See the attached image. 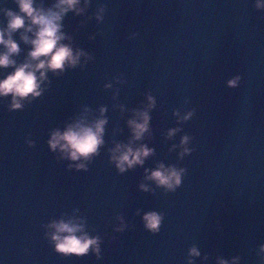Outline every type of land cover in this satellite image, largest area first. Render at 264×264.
<instances>
[{
	"label": "water",
	"instance_id": "1",
	"mask_svg": "<svg viewBox=\"0 0 264 264\" xmlns=\"http://www.w3.org/2000/svg\"><path fill=\"white\" fill-rule=\"evenodd\" d=\"M79 6L81 14L62 19V42L86 55L75 67L47 72L43 93L21 109L10 111V97L0 98V264H187L193 246L200 252L193 264H217V257L264 264V8L256 0ZM0 9L16 11L15 0H0ZM21 31L13 34L17 64L31 47ZM11 71L0 69V78ZM101 107L103 145L86 170L69 167L80 161L50 150V133L100 118ZM143 110L148 131L133 146L153 153L119 173L109 150L131 140L127 121ZM190 111L188 120L174 115ZM183 136L192 151L181 156ZM161 163L185 169L175 191L144 179L145 169ZM151 211L163 215L156 234L142 220ZM60 220L83 222L85 233L99 237V258L91 248L80 257L57 253L48 225Z\"/></svg>",
	"mask_w": 264,
	"mask_h": 264
},
{
	"label": "clouds",
	"instance_id": "2",
	"mask_svg": "<svg viewBox=\"0 0 264 264\" xmlns=\"http://www.w3.org/2000/svg\"><path fill=\"white\" fill-rule=\"evenodd\" d=\"M87 6L88 0H84ZM17 10L0 9L5 17V24L0 28V69L13 68V71L0 78V98L10 97L9 110L21 109L22 101L39 97L44 89L41 85L46 81V73L63 72L65 67H75L79 63L81 56L86 54L81 50L73 51L70 44L62 41L68 39L62 31V19L68 12L81 14L80 0H55L49 7H44L43 3L37 0H15ZM257 8H264V0H256ZM103 8L98 10L96 19H101ZM17 30L20 32V40L30 45V50L24 62L17 64L12 58L20 52L18 43L13 39V34ZM30 34V35H29ZM240 80L239 76L228 81L230 86H236ZM111 85L106 84L105 87ZM148 109L152 108L155 101L151 95L147 96ZM105 108L99 109L100 118L89 122L85 118L75 120L67 124L61 131L55 129L50 133L48 145L50 150L59 151L61 158L76 162L69 167L86 170V161L98 154L99 148L103 145L104 126L107 118L104 117ZM178 120H188L193 113L190 111L183 117L179 113H174ZM149 115L147 110L134 112L127 125L131 132V140L127 144L117 143L110 149V162L114 164L119 173L125 172L134 166L143 165L144 160L152 155L153 149L144 144L133 146V141H139L148 131ZM179 131L178 128L170 129L167 133L169 137ZM189 137L183 136L180 140L182 147L181 156L189 154L192 150L185 145ZM29 145L31 142L29 141ZM175 147V146H174ZM185 169H177L174 166L165 167L158 164L155 169H145V180L153 181L157 186H162L166 191H175L182 183ZM139 188L148 191L145 184H140ZM144 227L153 234L158 233L163 215L155 211L147 212L142 216ZM54 231L50 234L54 250L62 255H73L80 257L86 255L91 248L92 252L99 258L100 238L89 236L83 231V222H73L72 220L53 221L48 225ZM117 231H122L123 226ZM79 233V234H78ZM264 253V244L259 248ZM190 257L187 264H193L192 257L200 256V252L195 246L188 250ZM207 259V257H204ZM239 257L225 260L217 257V264H237ZM264 261V256H261Z\"/></svg>",
	"mask_w": 264,
	"mask_h": 264
}]
</instances>
